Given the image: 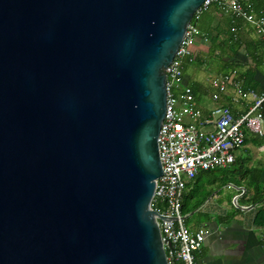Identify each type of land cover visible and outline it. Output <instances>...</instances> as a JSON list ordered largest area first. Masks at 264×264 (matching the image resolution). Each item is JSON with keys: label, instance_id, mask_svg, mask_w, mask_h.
Masks as SVG:
<instances>
[{"label": "water", "instance_id": "1", "mask_svg": "<svg viewBox=\"0 0 264 264\" xmlns=\"http://www.w3.org/2000/svg\"><path fill=\"white\" fill-rule=\"evenodd\" d=\"M202 2L0 0V264H167L164 68Z\"/></svg>", "mask_w": 264, "mask_h": 264}, {"label": "built area", "instance_id": "2", "mask_svg": "<svg viewBox=\"0 0 264 264\" xmlns=\"http://www.w3.org/2000/svg\"><path fill=\"white\" fill-rule=\"evenodd\" d=\"M215 3L223 13L253 26L260 34L264 56V14L244 0H203L193 19L198 20ZM198 34V26L191 21L164 68L165 112L157 136L161 174L154 185L151 208L162 216L157 222L167 264H197L195 255L205 239L204 229H191L185 223L182 203L186 184L201 171L230 167L248 132L264 136V91L244 89L237 82L240 75L235 69L212 77L211 97L217 100L232 87L235 101L250 102L246 111L234 114L228 106L220 105L204 115L198 108L192 87L184 83V65L195 59L191 46ZM238 198L233 197L235 205ZM247 207L252 206H242Z\"/></svg>", "mask_w": 264, "mask_h": 264}, {"label": "crops", "instance_id": "3", "mask_svg": "<svg viewBox=\"0 0 264 264\" xmlns=\"http://www.w3.org/2000/svg\"><path fill=\"white\" fill-rule=\"evenodd\" d=\"M229 17L231 16L221 11L218 3L213 4L200 15L199 34L192 49L196 64L193 65L192 62L184 65V83L192 87L195 101L198 100L195 103L204 115L213 107L220 105L228 106L234 114H240L246 111L250 104L248 100L235 101L232 87L221 94L219 99L214 100L211 97L214 89L210 85V80L218 74L235 69L240 75L236 77L237 82L244 88L248 82L246 74L250 70L251 87L247 89L264 91V56L260 46L256 45V42L261 41L260 34H257L253 26L243 19L233 17V20L229 21ZM210 39H213V42H210ZM256 47L258 57L251 60L247 52L250 50L254 52ZM189 66H192V74L188 73ZM247 139L248 133L243 147ZM262 147L264 144H260L258 148ZM259 166L263 168L264 177V164ZM208 171H201L196 176L210 173ZM229 180V185L236 188L235 193L228 199H223L218 190L212 191L215 199L207 201L209 209L199 210L204 219L194 226H189L186 221L192 212L185 214V223L188 227L202 228L205 231V239L196 252L195 261L197 264H264V223L258 224L257 219L254 218L255 213L264 204V200L249 205L247 199L250 197V191H247L248 197L241 198L242 192H246L244 185H236ZM192 181L186 184L185 190ZM236 195L242 199V204H233L235 201L233 197ZM244 205L252 207L244 209L242 208ZM195 212H198V209ZM213 212L215 214L212 215Z\"/></svg>", "mask_w": 264, "mask_h": 264}, {"label": "rangeland", "instance_id": "4", "mask_svg": "<svg viewBox=\"0 0 264 264\" xmlns=\"http://www.w3.org/2000/svg\"><path fill=\"white\" fill-rule=\"evenodd\" d=\"M191 48H194V44L191 46ZM194 64H196V62H193V65ZM192 66H189L188 73L192 74ZM195 102H198V100ZM260 144H264V136L248 132L246 145L235 151V156L241 158L242 160L248 159L246 163L247 165L264 164V147L258 148ZM218 169L219 170L211 173L199 174L193 179L189 187L185 190L184 204L190 210L188 213L192 212V214L187 217L186 221L189 226H194L197 224V222L204 219L199 210L201 209L206 211L209 209L207 201H212V199H215L212 196V191L218 190L223 199H228L231 194L235 193L236 188H234L231 184L229 185L228 182V180H231L233 176L232 171L226 168ZM213 180H215V182ZM208 184H211L210 187L207 186ZM240 201H242L241 198H239V202ZM196 208L198 209V212H195L197 210ZM213 214H215V212H213L212 215Z\"/></svg>", "mask_w": 264, "mask_h": 264}, {"label": "trees", "instance_id": "5", "mask_svg": "<svg viewBox=\"0 0 264 264\" xmlns=\"http://www.w3.org/2000/svg\"><path fill=\"white\" fill-rule=\"evenodd\" d=\"M244 1H248V2L252 3L254 8L256 9V11L264 14V0H244ZM229 16H231V15H229ZM228 19H229V21L233 20V16L229 17ZM192 23H194L195 25L198 26V20L192 19ZM210 42H213V39H210ZM260 44H261V41L256 42L257 46H260ZM247 53H248V57L251 60H254L258 57L257 47L254 50V52H251V50H250ZM195 61H196V59H194L193 62H195ZM246 76L248 78V82H246V84L244 85L245 86L244 89L251 87V84L249 81L252 79V73L250 70L248 71V74H246ZM247 161H248V159L242 160L241 158L236 157L234 163L226 169H230L233 173L232 174L233 176L230 180L231 182L233 181L234 184H236V185H244V189H246V192L242 194L241 198L245 199L246 197H248L247 194L249 192H247V191H250V197H248V199H247L248 204L249 203L250 204H257L260 201L264 200V196H263L264 195V177L262 176L263 168L259 165H247L246 164ZM216 170H219V169L209 170L208 172L211 173V172H214ZM247 201H245V202H247ZM240 203L242 204V201H240V202L238 201V204H240ZM182 204H183L182 210H183V213L185 215L190 210L186 207L184 202ZM254 218L257 219L258 224L264 223V204L260 206L258 211L255 213Z\"/></svg>", "mask_w": 264, "mask_h": 264}]
</instances>
